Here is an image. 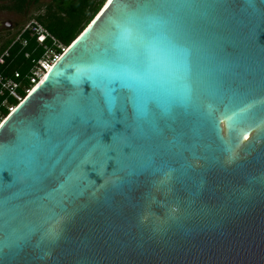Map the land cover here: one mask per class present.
<instances>
[{
  "label": "water",
  "instance_id": "95a60500",
  "mask_svg": "<svg viewBox=\"0 0 264 264\" xmlns=\"http://www.w3.org/2000/svg\"><path fill=\"white\" fill-rule=\"evenodd\" d=\"M130 19L132 46L123 47ZM176 33L192 62L191 100L173 97L188 147L161 155L133 105L121 109L129 91L81 73L131 57L135 45L163 58ZM45 78L2 121L4 144L22 127L45 136L69 93L105 111L111 87L117 104L99 126L75 121L47 172L26 178L2 150L0 169L12 177L4 172L0 188L21 195L0 230V264H264V0H107ZM93 136L97 151L80 167L73 155Z\"/></svg>",
  "mask_w": 264,
  "mask_h": 264
},
{
  "label": "snow or ice",
  "instance_id": "6c2138e0",
  "mask_svg": "<svg viewBox=\"0 0 264 264\" xmlns=\"http://www.w3.org/2000/svg\"><path fill=\"white\" fill-rule=\"evenodd\" d=\"M246 2L253 5L254 0H246ZM135 24L136 21L130 19L127 26L121 27L119 35L123 47L132 46L126 42L133 36ZM182 43L181 34H174L165 56L162 58L157 53L151 59L146 57L143 47L135 45L131 57L115 56L109 62H98L90 71L81 73L89 82L101 80L105 85L119 83L122 88L129 91L130 95L125 96L120 102L121 109L129 103L133 105L140 120L138 125L140 134L150 139L153 142V150L161 155H168L177 149L183 150L188 147L181 142L180 129L186 125L182 113L175 111L176 104L173 100L174 96H179L182 101L189 102L192 96V89L185 83V80L191 79L192 75L191 56L185 54ZM161 80L169 85V89H161L157 86ZM112 91V88L108 87L105 92L104 101L107 105L105 111H98L95 102L85 101L82 92L79 95L69 93L46 118L45 136L41 137L29 126L13 130L14 139L7 144L0 141V161L4 159L2 150L7 149V158L11 165L16 169H22L26 178L32 176L37 169L47 172L50 161L54 159L55 164H59L63 160V155H58L62 144L61 137L71 130L75 121L79 120L82 123L95 121L99 126L103 118L112 113L117 104ZM3 130L4 125L0 124V132ZM71 139L72 144H77L79 134H73ZM96 151L97 146L93 136L89 138L87 144L80 145V151L74 153L73 160L80 167L90 166L91 157ZM4 172L12 177L7 169H0V176H3ZM18 175L19 173L17 178ZM170 179L171 177L165 173L160 183L166 185ZM20 195V192L12 191L10 186L9 194L5 196L0 188V230L5 225L6 214L9 218L18 215L14 201L19 199ZM5 203L8 205L7 213L4 209Z\"/></svg>",
  "mask_w": 264,
  "mask_h": 264
},
{
  "label": "trees",
  "instance_id": "16d2710c",
  "mask_svg": "<svg viewBox=\"0 0 264 264\" xmlns=\"http://www.w3.org/2000/svg\"><path fill=\"white\" fill-rule=\"evenodd\" d=\"M107 0H52L41 6V0H0V11L27 14L35 7L40 11L35 16L37 24L50 35L43 44L30 28L18 40L15 38L0 45V124L36 85L32 84L33 70L51 51L53 56H61L64 49L93 22ZM32 27H35L33 25ZM18 75V77H16ZM16 85L14 91L20 100L13 97L8 86Z\"/></svg>",
  "mask_w": 264,
  "mask_h": 264
},
{
  "label": "rangeland",
  "instance_id": "374dc122",
  "mask_svg": "<svg viewBox=\"0 0 264 264\" xmlns=\"http://www.w3.org/2000/svg\"><path fill=\"white\" fill-rule=\"evenodd\" d=\"M52 0H41V6H45ZM40 11H36L35 7L27 14H16L8 11H0V45L5 41L15 38L19 39L20 35L27 30L31 25H38L35 16H38ZM51 59V53H49Z\"/></svg>",
  "mask_w": 264,
  "mask_h": 264
},
{
  "label": "built area",
  "instance_id": "2783aa9c",
  "mask_svg": "<svg viewBox=\"0 0 264 264\" xmlns=\"http://www.w3.org/2000/svg\"><path fill=\"white\" fill-rule=\"evenodd\" d=\"M32 26L33 25H31L29 28L32 29L38 35V41L41 44H43L45 39L47 37H49L50 35L41 26L36 25V24H35L36 28L32 27ZM65 51H66V49L63 50V53ZM49 53H51V56H52L51 59H49L50 58ZM61 56H55V55L53 56L51 51L47 52L46 57L42 61H40L38 63V65L33 70V79L31 80L32 84L37 86ZM0 63H3L2 58L0 59ZM16 77H18V75ZM0 83H1V81H0ZM4 87L10 88L11 95L21 101V99H19L16 92L14 91V89L16 88V85H14L13 83H10L8 86H4ZM29 92H31V91H27V94ZM13 109L14 108L10 109V113L13 111Z\"/></svg>",
  "mask_w": 264,
  "mask_h": 264
},
{
  "label": "bare ground",
  "instance_id": "6f19581e",
  "mask_svg": "<svg viewBox=\"0 0 264 264\" xmlns=\"http://www.w3.org/2000/svg\"><path fill=\"white\" fill-rule=\"evenodd\" d=\"M44 78H45V77H44ZM44 78H43V79H44ZM43 79H42V80H43Z\"/></svg>",
  "mask_w": 264,
  "mask_h": 264
}]
</instances>
